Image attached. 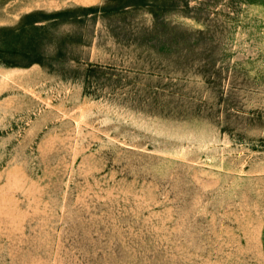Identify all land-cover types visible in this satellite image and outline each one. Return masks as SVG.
<instances>
[{
    "label": "rangeland",
    "instance_id": "374dc122",
    "mask_svg": "<svg viewBox=\"0 0 264 264\" xmlns=\"http://www.w3.org/2000/svg\"><path fill=\"white\" fill-rule=\"evenodd\" d=\"M0 264H264V0H0Z\"/></svg>",
    "mask_w": 264,
    "mask_h": 264
}]
</instances>
